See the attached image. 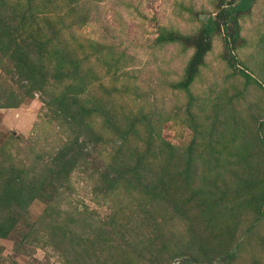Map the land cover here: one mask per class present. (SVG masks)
<instances>
[{"label": "rangeland", "instance_id": "obj_1", "mask_svg": "<svg viewBox=\"0 0 264 264\" xmlns=\"http://www.w3.org/2000/svg\"><path fill=\"white\" fill-rule=\"evenodd\" d=\"M71 1L77 13L65 18L68 28L63 30L61 40L74 50V43L102 46L106 64L99 62L92 50H86L89 59L85 66L97 78L91 77L86 83L88 100L92 105L100 99L105 109L115 110L117 118L125 115L133 120L142 139L131 135V147L145 148V132L150 125L153 135L170 143L178 154L187 151L192 142L201 152L197 132L210 127L217 120V112L231 113L229 106L238 114L235 121L241 122L238 128L245 131L250 144L254 143L255 129L264 140V0H255L248 13L237 17L236 26L229 25L227 34L218 11L222 6H234L236 0ZM39 2L32 0L31 11ZM3 3V14L13 18L14 26L19 27L20 16H33L32 21L25 20L27 32L38 30V20L46 17L38 12L30 14L27 0ZM67 4V0H55L56 10L47 15L54 20L57 14H66ZM210 18L219 25L205 40L210 48L202 64H195L198 74L193 82L187 88L181 87L196 52L185 40L200 37ZM27 32L21 33L23 39ZM168 34L184 40L160 42V37L167 38ZM233 36L235 39L230 40ZM50 79L48 76V93L35 92L32 98H26L22 87L25 81L6 56L0 57V222L10 227L6 237L0 238V264H180L186 256L171 259V255L179 242L189 241L191 219L176 218L171 209L148 198L145 202L132 189L119 187L109 193L100 181L116 150V136L104 123L110 118L107 115L96 114L91 123L100 142L84 146L83 157L69 174L48 177L58 153L73 145L75 139L79 144L84 140L69 131L47 105L62 92L61 84ZM15 102L20 104L8 107ZM193 120L196 130L192 129ZM248 151L259 154L258 147L248 146ZM246 164L252 168L245 175L264 176L263 166L255 159ZM203 165L197 161V177L190 188L201 186L214 192L215 175L207 173ZM226 170L234 175L239 166L229 162ZM220 171H225L224 167ZM231 174L218 182L220 192L232 193ZM44 179L47 185L27 203L24 192L29 187L40 188ZM20 187L15 204L10 191ZM189 193L185 191L181 200ZM223 204L229 209L221 213L225 206H220L214 216L220 229H210L205 218L197 219L198 228L194 227L207 244L200 253L204 258L214 253L211 261H202L196 248L188 253L190 261L264 264V219L257 220L258 215L251 209L238 211L231 203ZM190 206L195 213V205ZM161 229L162 234L156 231ZM226 254L231 255L229 260Z\"/></svg>", "mask_w": 264, "mask_h": 264}, {"label": "trees", "instance_id": "obj_2", "mask_svg": "<svg viewBox=\"0 0 264 264\" xmlns=\"http://www.w3.org/2000/svg\"><path fill=\"white\" fill-rule=\"evenodd\" d=\"M54 1L40 0L38 7L31 11L30 4L32 0H27L30 14L38 12L41 16L46 15L45 18L38 20V30L27 32L25 20L27 22L28 20L32 21L33 16H20L19 27L14 26L11 24L13 18L8 19L3 14L4 3L3 0H0V57L6 56L12 62L18 76L25 81L22 84L24 97L32 98L35 92L48 93L49 91L46 90L48 85L47 77L50 76L52 82L61 84L62 92L60 95L51 98L47 105L58 114L64 124L68 125L69 131L74 132L78 139L80 136L84 139L80 144L75 139L73 145L68 148L71 153L66 148L58 153L54 159V167H50L48 177H51V175L59 177L69 174L79 158L83 157L84 146L90 143L95 145L100 142V137L94 134L91 123L94 115H107L110 118H105L104 123L116 136V150L110 164L100 174V181L104 189L109 193L119 187L132 189L145 198V202L146 198H148L152 203H158L167 210L171 209L177 216L176 218L182 220L191 219L193 226L190 225V229L195 232H186L190 236L189 241L186 244L179 242L178 252L172 251V255L170 253L171 259L172 256H177V258L186 256L181 260L180 264H195L190 261L188 253H191L196 248V255L202 261L210 262L214 253H211V256L207 254L206 258H204V254L200 253L204 251V247L207 244H205L204 238L196 234L197 229H194V227L198 228L195 226L197 219L202 220L205 218L210 229H220L217 226L218 219L216 221L214 216L218 215L216 209L223 206V202L231 203L232 209H237L238 211L251 209L258 215L257 220L264 219V176L257 178L254 175H245L248 169L252 168L246 163L249 160L250 162L253 161V159L260 166H263L262 174L264 175V140L261 134L255 129V134L252 135L254 143L250 144L248 135L244 133L245 131L243 132V129L238 128L241 122L235 121L236 118L234 116H238V114L229 106L228 109H231V113H228L227 110H223L220 113L217 112V120L210 127H202L201 131L197 132V138H200L197 141V147L201 152L195 150V142H192L186 149L187 151L178 154L170 143L161 140L158 134L153 135L150 125H147L145 132V137H147L144 140L145 148L140 150L138 147H131L129 141L131 135L137 137L136 140L142 139L133 120H128L125 115L124 118H117L115 110L112 108L110 110L105 109L100 99L92 102V105H90L91 101L88 100L86 83L91 77L95 79L96 75L88 66H85L89 59V56L86 55V50L88 48L92 50L98 55V61H105L106 64L107 61L102 56V46L94 42H90L88 45H76L74 43L76 46L74 50L70 45L64 43L61 40V35L63 30L68 28L66 27L68 22L65 18L69 17L68 15L73 17L77 12L74 6H70L72 1L67 0L66 14L62 16L57 14L52 20L49 18L52 15L48 16L47 14L56 10L53 8ZM254 1L236 0L234 6L231 4L222 6L218 11V17L221 20L220 17L223 15V32L228 33L230 24L236 26L237 17L248 13ZM12 12L15 15V10ZM76 18L81 21V18L77 16ZM218 26L216 21L210 18L205 22L200 37L191 38V40L186 38L185 41L193 45L196 52L192 64H190L186 81L183 82L181 87L187 88V85L192 83L198 74L194 68L195 64H202V57L210 48L209 42L205 40L214 33ZM26 32V38L23 39L21 33ZM166 37L161 36L160 42L184 40L172 34H168ZM229 39L233 40L235 36ZM80 55H82L81 58L79 57ZM45 61L51 62V65L46 64ZM241 73L249 78L244 72ZM255 84H258V82L255 81ZM17 104H20V102L8 104L12 105L8 107H15ZM191 123L192 129L196 130L197 125L194 120ZM227 129L228 132H225ZM262 129H264V124ZM229 135L230 139H228ZM156 141L157 143L155 144ZM248 146L258 147L259 154L256 155V153L249 152ZM198 160L208 169L207 173H214L215 180L212 181L214 192L204 190V188L200 189L201 186L190 188L191 184H195V178L197 177L196 163ZM229 162L239 166L238 172L234 175L226 170ZM223 167L225 171L221 172L220 169ZM226 174L233 176L234 186L232 193H228V190H225L227 193L224 191L220 192L221 188L218 186V182ZM45 179L40 182V188L29 187L24 192L27 203L30 204L41 188L47 185ZM202 180L204 179L202 178ZM226 188L229 189V186L227 185ZM20 190L21 187L12 188L10 191L15 204H17L16 199L19 198ZM188 190H190L189 196H185V199L181 200L183 193ZM228 197L231 199L226 200ZM192 203L196 208L195 213L192 206H190ZM189 206L190 208H188ZM225 209H229V207H223L221 213H225ZM214 211L215 213H213ZM212 214L214 215L212 216ZM9 229L10 227L5 222H0V238H5ZM156 231L163 233L162 229ZM161 237V239H164V236ZM215 238L216 236L212 239ZM206 249H209L210 252L213 251L211 248ZM186 254H188V258ZM230 256L226 254L225 257H228L227 260H229ZM252 264L258 263L254 261Z\"/></svg>", "mask_w": 264, "mask_h": 264}]
</instances>
